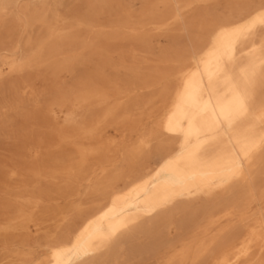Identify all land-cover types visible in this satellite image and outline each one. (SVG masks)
I'll list each match as a JSON object with an SVG mask.
<instances>
[{
  "label": "rangeland",
  "instance_id": "1",
  "mask_svg": "<svg viewBox=\"0 0 264 264\" xmlns=\"http://www.w3.org/2000/svg\"><path fill=\"white\" fill-rule=\"evenodd\" d=\"M0 264H264V0H0Z\"/></svg>",
  "mask_w": 264,
  "mask_h": 264
},
{
  "label": "bare ground",
  "instance_id": "2",
  "mask_svg": "<svg viewBox=\"0 0 264 264\" xmlns=\"http://www.w3.org/2000/svg\"><path fill=\"white\" fill-rule=\"evenodd\" d=\"M211 145L209 144H204V145H200V146H197V147H194L193 149H190L187 153H186V157L185 159H187L189 162L193 163V162H196L198 161L204 154H207L210 150H211ZM248 177H249V182L251 185H255V178H254V175H253V170L252 169H249L248 170ZM164 185V184H163ZM137 186V185H135ZM139 186V185H138ZM166 186V185H165ZM134 187V186H133ZM141 187V186H140ZM163 187V186H162ZM161 188V187H160ZM159 188V189H160ZM164 188V187H163ZM169 188V187H167ZM145 190V187L142 188V193H144ZM162 190V189H161ZM166 190V189H165ZM164 190V191H165ZM139 213V212H138Z\"/></svg>",
  "mask_w": 264,
  "mask_h": 264
}]
</instances>
